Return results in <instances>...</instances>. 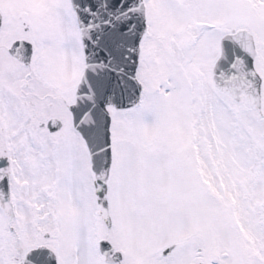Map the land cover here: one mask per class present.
Here are the masks:
<instances>
[{
  "label": "snow or ice",
  "instance_id": "obj_1",
  "mask_svg": "<svg viewBox=\"0 0 264 264\" xmlns=\"http://www.w3.org/2000/svg\"><path fill=\"white\" fill-rule=\"evenodd\" d=\"M0 264H264V0H0Z\"/></svg>",
  "mask_w": 264,
  "mask_h": 264
}]
</instances>
